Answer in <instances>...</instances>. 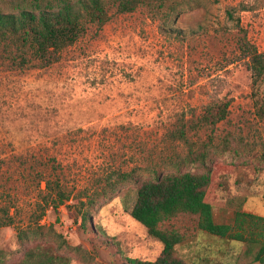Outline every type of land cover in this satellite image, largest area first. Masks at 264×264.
I'll return each mask as SVG.
<instances>
[{
	"label": "rangeland",
	"instance_id": "rangeland-1",
	"mask_svg": "<svg viewBox=\"0 0 264 264\" xmlns=\"http://www.w3.org/2000/svg\"><path fill=\"white\" fill-rule=\"evenodd\" d=\"M177 4L143 0L121 13L110 0L109 20L89 23L46 67L34 57L20 65L18 51L0 41V217L9 210L13 221L0 226L6 264L39 242L62 246L71 264L154 260L163 244L129 214L136 184L123 175L148 176L153 166L203 171L187 155L211 134L204 111L224 102L229 113L208 147L214 217L230 223L238 208L264 216V169L256 166L264 118L241 48L247 35L264 52V0ZM180 128L186 138L177 136ZM59 188L69 197L55 208ZM195 219H177L192 229L177 245L188 262L260 264L244 243L197 229Z\"/></svg>",
	"mask_w": 264,
	"mask_h": 264
},
{
	"label": "trees",
	"instance_id": "trees-1",
	"mask_svg": "<svg viewBox=\"0 0 264 264\" xmlns=\"http://www.w3.org/2000/svg\"><path fill=\"white\" fill-rule=\"evenodd\" d=\"M110 0H0V41L18 51L19 64L25 65L34 57L35 66L46 67L61 58L62 50L72 45L87 30L89 23L102 27L109 20L107 2ZM121 13L134 11L143 0H113ZM170 3L175 10L177 0H160ZM230 15L233 14L230 12ZM240 26V25H238ZM241 48L248 54L252 72V92L257 116L264 118V52L251 43L247 35L241 40ZM27 53H31L28 55ZM16 61V58H13ZM229 103L207 107L201 117L203 124L211 128V134L199 150H190L187 161L198 165L203 171H163L157 166L147 168L148 176L135 177L134 171L124 173L136 184V198L130 215L143 224L150 236L163 244L154 259L126 257L123 264H191L178 254L177 245L184 243L191 234L189 226L177 222L181 214L197 216L196 228L219 239L244 243L245 254L254 262L264 264V216L234 211L230 223L216 221L213 203L212 164L209 145L217 124L229 113ZM179 138H186L183 128L177 131ZM228 142L224 149H228ZM185 161V162H187ZM258 169H264V152L256 161ZM59 186V185H58ZM46 189L51 184L46 182ZM57 208L69 197L61 188L55 192ZM44 212H42L43 216ZM41 219V217H39ZM83 222L89 220L88 210L82 212ZM9 210L0 217V226L12 224ZM95 227L98 228L97 224ZM21 232L19 236L21 237ZM72 257L62 246L39 242L26 248L22 256L10 264H71ZM4 251L0 250V264H6Z\"/></svg>",
	"mask_w": 264,
	"mask_h": 264
}]
</instances>
